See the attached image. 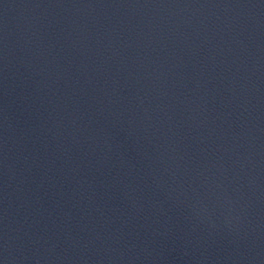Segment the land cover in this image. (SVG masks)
I'll return each instance as SVG.
<instances>
[{"label":"water","instance_id":"obj_1","mask_svg":"<svg viewBox=\"0 0 264 264\" xmlns=\"http://www.w3.org/2000/svg\"><path fill=\"white\" fill-rule=\"evenodd\" d=\"M0 264H264V0H0Z\"/></svg>","mask_w":264,"mask_h":264}]
</instances>
